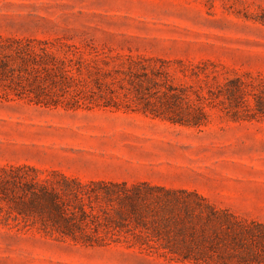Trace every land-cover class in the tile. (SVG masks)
I'll use <instances>...</instances> for the list:
<instances>
[{"label": "rangeland", "instance_id": "obj_1", "mask_svg": "<svg viewBox=\"0 0 264 264\" xmlns=\"http://www.w3.org/2000/svg\"><path fill=\"white\" fill-rule=\"evenodd\" d=\"M0 61L2 112L138 113L195 129L189 140L226 176L208 201L236 230L206 228L221 244L181 262L178 224L125 221L93 202L73 241L2 206L0 264H264V0H0ZM147 77L155 85H132Z\"/></svg>", "mask_w": 264, "mask_h": 264}, {"label": "crops", "instance_id": "obj_2", "mask_svg": "<svg viewBox=\"0 0 264 264\" xmlns=\"http://www.w3.org/2000/svg\"><path fill=\"white\" fill-rule=\"evenodd\" d=\"M188 135L198 137L193 128L138 113L38 112L32 117L0 111V166L52 170L81 182L196 191L212 203L214 185L226 176L205 164L195 149L201 140Z\"/></svg>", "mask_w": 264, "mask_h": 264}, {"label": "trees", "instance_id": "obj_3", "mask_svg": "<svg viewBox=\"0 0 264 264\" xmlns=\"http://www.w3.org/2000/svg\"><path fill=\"white\" fill-rule=\"evenodd\" d=\"M8 65V62L0 61V75L6 76L4 72L9 69ZM132 85L144 88L146 85H155V80L147 77ZM136 92L141 94L140 90ZM177 99L178 95L167 94L165 104H175ZM37 103L42 102L37 100ZM44 174L46 173L26 165L0 166V210L8 208L13 211L16 218L32 220L46 233L73 241L84 238V227L89 221L92 222L89 220L86 206L90 207L93 202L112 207L113 212L125 221L141 224L145 222V218H149L150 224L156 228L178 224L181 227L177 234L182 237L180 243L185 249L183 252L172 250V254L181 262L202 261L206 255L203 251L205 245L213 249L221 244L216 236L217 238L213 239L216 243L212 247L205 233L206 228L211 227L209 231L215 233L214 225L224 221L225 230L236 232L231 226L230 219H233V216L218 210L196 191L166 190L147 184L126 185L107 182L84 184L60 172H48L59 179L58 183H55L41 179L40 175ZM221 216L225 219L220 218ZM105 220L111 222L109 218ZM186 222L189 224H185ZM260 226L264 230V226ZM239 232L250 233L246 228H241ZM193 246L199 251L194 252Z\"/></svg>", "mask_w": 264, "mask_h": 264}]
</instances>
